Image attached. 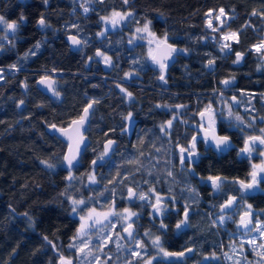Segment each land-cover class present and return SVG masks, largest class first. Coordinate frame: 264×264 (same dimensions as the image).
I'll return each mask as SVG.
<instances>
[{
  "label": "trees",
  "instance_id": "trees-1",
  "mask_svg": "<svg viewBox=\"0 0 264 264\" xmlns=\"http://www.w3.org/2000/svg\"><path fill=\"white\" fill-rule=\"evenodd\" d=\"M220 8H224L227 19L219 32H238L239 43H232L230 54L220 51L218 33L206 27L205 14ZM113 10L132 12L130 26L151 21V31L157 37L167 33L169 43L188 49L168 68L165 81L159 79V68L150 61L144 45H129L127 28L97 35L102 28L100 17ZM261 12L264 0H129L128 4L103 0L94 2L87 13L73 0H48L47 4L44 0H0V15L9 21L18 20L21 13L26 17L18 28V41L5 44L0 51V66L15 64L19 68L0 80V264H59L60 253L75 256L68 246L78 228V218L62 195L66 189L68 196L88 201L89 208L108 210L114 202L115 209L129 206L139 212L135 223L139 240L140 232L150 229L162 236L167 251L193 249L189 257L156 260L153 264H228L225 257L231 238L226 231L234 227L231 223L226 229L213 224L212 212L229 196L264 212V192L241 193L238 184L231 183L233 179L247 180L252 165L264 160L260 155L264 148L260 147L251 156L238 155L244 138L259 135V129L264 128L260 119L264 117V66L250 49L264 35ZM41 14L49 26L39 29L36 25ZM73 24L78 29L72 28ZM67 34L77 35L86 43L79 50H71L64 40ZM38 41L40 47L36 49ZM98 49L112 59L106 69L94 59ZM29 50L35 55L25 58ZM236 52L244 53L238 66L233 63ZM210 59L215 60L212 69L207 67ZM52 69L59 73L55 76L59 96L44 95L35 86L36 80ZM126 72L134 76L128 80ZM232 77L235 79L227 90L233 89L255 120L243 118V130H231L232 146L227 150L216 151L211 145L198 143L200 157L195 164L180 169L178 149L191 140V124L197 123V113L215 105L220 93L229 94L220 81ZM117 85L131 92L133 99L127 103ZM21 100L24 103L18 106ZM93 100L99 103L91 110L85 132L90 141L80 162L71 169L74 179L70 181L66 179L69 170L61 163L66 144L45 128L67 126ZM128 112L133 113L131 125L122 119ZM218 113L222 115L216 116V131L228 135V104ZM174 115L177 118L170 136H166L160 125ZM232 122L235 126L239 123L235 116ZM248 123L254 127L248 128ZM107 139L117 141L115 150L95 168L96 183H90L85 174L92 171L91 161L102 153ZM41 161L56 167L49 169ZM189 167L195 168L194 174L187 171ZM169 171L172 176H168ZM208 176L227 177L228 182L217 192L207 184ZM137 185V191L147 192L152 186L157 193L174 197L180 208L182 203L188 205L190 227L177 231L174 226L181 212L171 211L163 218L168 229L160 230V219L149 215L150 204L127 202V187L136 189ZM258 186L264 190V182ZM111 244L109 264L121 252L127 253L121 261L135 262L125 247L118 251ZM151 252L148 247V255ZM211 253L215 257L205 259Z\"/></svg>",
  "mask_w": 264,
  "mask_h": 264
},
{
  "label": "snow or ice",
  "instance_id": "snow-or-ice-1",
  "mask_svg": "<svg viewBox=\"0 0 264 264\" xmlns=\"http://www.w3.org/2000/svg\"><path fill=\"white\" fill-rule=\"evenodd\" d=\"M48 0H44V3L47 4ZM89 0H85V4H87ZM103 2V0H101ZM124 4H128L129 0H123ZM83 7L84 12L87 13L89 11L88 7H85L83 4L81 5ZM212 10H209L208 13L205 14L207 24L206 27L211 29L213 32L221 31V28L226 25V20L221 19V17H226L227 13L225 12L224 8L219 9V14L215 16V20L218 21L217 26H213L212 22V16H211ZM253 15H256V11L254 10ZM132 12H119L113 10V12L110 14V16L101 17V20L110 23L113 27H115L117 24L121 23L122 21L127 20L128 18L132 17ZM261 16H264V12L260 13ZM26 20V17H24L23 13L20 14L18 20H11L9 21L4 15H0V26H4L6 30H10L11 33L14 35L18 28L20 27V24L23 23ZM37 24L41 28L48 27V23L46 21V18L43 14L39 17L37 20ZM151 21L145 20L142 27H138L136 29V33H142L143 35L140 36V39L148 38V42L150 45L154 46L155 51L153 50V47H150L149 49V56L151 57L152 61L159 66L160 76L159 79L161 81H165V72L168 68V60L172 57L173 53H177L180 51L186 52L188 49H177L173 45H169L167 43V33H165L164 38L161 39L156 36L154 32L151 31L150 28ZM247 26V25H246ZM72 28H77L78 26L73 24L71 25ZM106 31V30H105ZM105 32L97 33V35L103 36ZM68 40L71 42V45L73 46H82L86 41H82L77 37V35H69ZM239 43V37L238 32H231V33H223L221 32V37L218 43L220 44V51L224 52L226 54H230L232 52V43ZM133 43L132 40H129V44ZM2 45H0V49H2ZM34 47L36 49H39L40 42L38 41ZM252 48L255 49L256 52L261 53L262 56H264V39H261L259 44L252 45ZM29 55H35V52L32 50H29V52L25 53V58ZM244 53L243 52H236L235 53V60L233 63H239L243 58ZM96 57L103 58V61L106 65H112V59L111 57L107 56L104 52L100 51L99 49L95 53ZM93 59L92 57H89V60ZM134 63H136L134 61ZM215 64L214 59H210L208 61L207 67L211 68ZM13 69H16L17 66L15 64L10 66ZM5 69L0 68V80L4 79L3 72ZM53 72L56 71V69H52ZM125 77H130L131 73L126 72ZM235 78L232 77L230 79H225L220 81L221 84H223L225 87H228L232 84V81ZM38 83L46 85V87L53 92L55 96H59L60 93L56 91L55 89V80L52 79L49 75H44L40 78ZM24 87L26 88L27 85L25 84ZM117 87H120V85H117ZM120 90L122 93H125L127 98L129 100L133 99V94L131 92H128L127 89L120 87ZM215 91V90H214ZM221 98L223 97V93H220ZM233 101H236V97L233 96L231 98ZM24 103L23 100H21L18 104L22 105ZM99 103L98 100H93L87 104L86 107L83 108L82 114L78 117V119H72L68 122L67 126L57 128L55 124L49 125V127L54 132H59L63 137L67 138L68 142V150L67 153L64 154L61 163L66 165L67 169L69 170V176L66 177L68 180L74 179V177L71 175V169L75 168L77 164L80 162L79 158L83 151L86 150L87 142L83 135V131H86L85 128L86 123L89 120V116L91 113V110L93 109L94 105ZM157 107H164L162 105H157ZM176 108H186V105H176ZM218 114L215 109L212 107L211 104L207 105L203 111H200L197 113V115L201 118V123L198 125V130L202 133V135H193L191 137V140L188 142L186 146H181L179 148V156H180V163L181 165H193L197 161V159L200 157L201 153L197 151V144L198 143H204L206 146L211 145L215 148L216 151H224L225 149L232 146V140L231 137L228 135H219L216 131V116ZM228 115L231 118L233 116L232 112V106L228 105ZM122 119L128 122H131L133 120V113L128 112L126 115L122 116ZM176 119V116L174 115L172 119L167 120L163 124L160 125V131L164 133L166 136H170V130L172 129L173 120ZM262 121H264V117L260 118ZM235 120L238 121L236 127L241 128L243 130L244 127V121L243 117L239 115H235ZM252 120H255V117L252 118ZM184 123H187L184 121ZM248 128H253V123L247 124ZM122 131H127V129L122 128ZM111 131V130H110ZM259 135H249L244 138V145L242 148L239 149L238 155H246L251 156L254 150L257 147L264 148V128L259 129ZM107 136L108 134L105 133ZM114 145H116V141L112 139H108L107 142L104 145L103 152L98 155L95 159L91 161V169L92 171L89 173H86L88 180L90 183H96V176H95V168L98 166H102V162L105 160V158L109 155L110 152L114 151ZM159 151V149H157ZM143 155V153H141ZM261 157H264V151L260 152ZM129 163H139L138 161L129 160ZM41 163L45 164V166L49 169L55 168V164H51L48 161H41ZM137 171H139V168H137ZM190 173H195L194 167H189L187 169ZM119 175V174H118ZM173 173L171 171L168 172V176H172ZM203 179V178H202ZM207 181L210 182L211 187L219 192L222 190L224 184L228 182L227 177L222 176H208ZM264 182V160L261 161L260 164H253L252 165V171L249 172L247 182L246 180L241 179H233L231 183L238 184L239 188L238 191L241 193H245L249 190H252L260 183ZM109 183H113V181H109ZM145 184H148V181H144ZM139 188V185H137V188L134 189L132 187H127V199L130 201L133 200H140L142 202L148 203L151 206L152 212L149 213V215L153 218H159L160 224L159 229L162 231H166L169 227L168 224L164 223V217L171 212V209L168 207V203H166V197L161 196L159 193L156 192L155 188L150 186L148 191L145 192L143 190L137 191ZM107 190V189H106ZM190 191H194V189H189ZM62 195H65L66 198L70 201V206L72 212L75 213H84L83 215L79 216L80 225L76 230L75 235L71 238L69 243V248L74 249L77 254V259L81 260H87L88 257L93 253L95 250L96 252H104V249L107 247V245L112 242L113 237L111 235L104 234L103 230L106 227L115 228L114 224H111V220L113 218H116L118 221L121 222V230L123 233H126V236H121L119 233L116 234V241H117V247L120 248L122 245L119 244V240L122 239H128L129 240V247L131 249V256L135 258V262L132 260H129L127 264H153V261L156 259L155 256H150L147 253L148 245L143 241L137 239V232L134 228V224L136 223V220L139 218L140 213L136 211H132L130 208H124L121 211H117L115 209V204L113 202V205L109 208L108 211H98L96 207H87L88 201L85 199H77L73 196L67 195V189L65 190ZM154 198L155 202H152ZM92 198H89L91 200ZM241 199H243V196H241ZM171 202L174 204L176 203V200L174 197L171 198ZM237 204V197L236 196H229L226 201L220 205L221 213L228 211L231 209L234 205ZM103 207V205H101ZM85 208H87V211L85 212ZM24 215H27L25 213ZM256 213L252 211V205L247 204L246 210L244 213L240 216V219L238 221V226L243 227L245 229H248L249 232L255 231L259 233V236L264 237V222L257 221L256 225H252V217L255 216ZM189 216H190V209L188 205L184 206V212L182 218L178 219L175 223V229L177 231L185 228L190 227L189 224ZM230 219V217H229ZM225 220L224 215H220L218 221H213V224L216 223H223ZM96 232L98 235V241L99 243H96L95 249L93 248V240H92V233ZM144 236L148 237L151 242V246L155 249H158L157 256L163 255L164 257H184L185 253H191L193 252L192 248H185L184 251L179 252H171L167 251L163 247V240L161 235H154L151 230H146L144 232ZM47 240V237L44 238ZM134 242V247H133ZM49 243H51L49 241ZM247 243L251 244L253 246V250L256 251V249H260V251H256L257 256L261 257L262 260H264V242L257 243L256 238H252L247 241ZM55 248V245H52ZM241 248H243V244H241ZM15 251V250H14ZM215 253H211L210 256L205 257V259L214 258ZM231 258V257H229ZM93 259L96 261V264H109V261L111 260V256H108L105 254V259L101 260V257L99 255L94 256ZM59 264H75L74 259L65 257L63 253H60L59 256ZM91 264V262H89ZM239 264V262H237Z\"/></svg>",
  "mask_w": 264,
  "mask_h": 264
},
{
  "label": "rangeland",
  "instance_id": "rangeland-1",
  "mask_svg": "<svg viewBox=\"0 0 264 264\" xmlns=\"http://www.w3.org/2000/svg\"><path fill=\"white\" fill-rule=\"evenodd\" d=\"M73 1L76 2L77 4H79L80 6L83 4L85 7H88L90 9L94 2H99L101 0H89V2L87 4H85V0H73ZM81 8H82V11L84 12L83 7H81ZM112 12L113 11H109L105 15H102L101 17L110 16V14ZM119 12H130V11H119ZM218 14H219V10L218 11H212V13H211L212 22H213V26L214 27L217 26L218 23H219L218 21L215 20V16L218 15ZM101 17H100V21H101L102 28H101L100 32H105V34H106L107 32H110V31H116V30H121L123 28L124 29L127 28V30H128L127 41H128V43H129V40L133 41V43L129 44L131 47H135V46H137L139 44H142V45H144L145 50L147 51L148 55H149L150 47L154 48V46L149 44L148 38L140 39V36L143 35V34L142 33H136V29L138 27H142L143 25H134V26H130L129 25L132 17L128 18L125 21H122L121 23L117 24L115 27H113L110 23H106V22L102 21ZM221 19L226 20L227 16L226 17H221ZM206 24H207V20H206ZM207 29L209 31L213 32L211 29H209V28H207ZM17 32H18V30L13 35L10 30H6L4 26H0V45L3 46L2 49L4 48L5 44H7V43L10 44V42L15 41L16 39H18ZM231 32L232 31H227V32H223V33H231ZM213 33H216V32H213ZM217 33H218V41H219L220 37H221V32L217 31ZM98 36H100V35H98ZM163 38L164 37H162L161 39H163ZM262 39H264V35H263ZM231 43H234V42H231ZM256 44H259V42L256 43ZM256 44H254V45H256ZM219 46H220V44H219ZM2 49H0V51ZM250 49L253 52L256 53V55L258 56L259 60L262 62V65L264 66V56H262L261 53L256 52L254 48L251 47ZM94 59H96L99 63L104 62L103 58H101V57H97V58H94ZM106 66H110V65H106ZM133 76L134 75L131 74V76L130 77H126V79L129 80ZM120 87H122V86H120ZM120 87H118V89L121 92ZM227 89H229V88H227ZM231 90L233 91L232 88H231ZM222 93H223V97L222 98H221V96L217 97L215 105L212 106L217 113L221 112V110H223L224 107L227 106V104H228L227 95L225 94V92H222ZM122 94H123L124 98L126 99V102L128 103L130 100L127 98L125 93H122ZM241 108L242 109L245 108L244 110H246L249 107L244 103V105H242ZM216 122H217V120H216ZM132 123H133V121L128 122V124H130V125ZM236 129H237V127H236ZM179 159H180V156H179ZM183 167H184V165L182 166L181 163H180V169L183 168ZM207 184H209V183L207 182ZM259 191H264V190H261L259 188ZM161 196L167 198L165 202L168 203V207L171 209V211L177 212V210L179 209V207L177 206L178 201L175 199L176 203L173 204L171 202L172 196H166V195H161ZM225 201L226 200L221 202V204H223ZM135 202L137 203V202H142V201L137 199V200H133V201H131L129 203H135ZM152 202H155L154 198H153ZM247 204L248 203H246V202H243L242 204L237 202V204L234 205L231 209H229L228 211L223 212V213H221L220 206H219L217 211L212 212L213 221L214 220L218 221L220 215H224L225 216V220H224V222L222 224L221 223H216V224L220 225L222 228H225V225L227 223H231V225L234 227V230L226 231V233H228V236L231 238V241H230L231 244H230V247H229V251H228V253L226 254V257H225V260L227 261L228 264H237V262H239V264H264V260H262L261 257L257 256V254H256V251H260V249H256V251H254L253 250V246L251 244L247 243L248 240H250L252 238H256L257 239V243L259 244L261 242H264V237L259 236V233L255 232V231L249 232L248 229L239 230L237 228L238 215H239L240 212H242V211L244 212L246 210V205ZM185 205H186L185 203H182V205H181L183 211H184V206ZM127 208H130V207L127 206ZM123 209L124 208L116 209V210L117 211H121ZM108 210H98V211H108ZM252 211L256 213V215L252 217V225L253 226L256 225L257 221L264 222V212L256 210L253 207H252ZM71 213H72L73 216L78 218V227H79V225H80L79 216L83 215L84 213H75L74 214L72 212V210H71ZM229 217H230V219H229ZM111 224H114L115 228L106 227L103 230L104 234L111 235L113 237L112 242H110V243H112L111 246L113 248L116 247L115 250H118V251H121L123 249V247H125V249L128 252H130V254H131V249L129 247V240L128 239L119 240V244L122 245V247H120V248L117 247V241H116L115 237H116L117 233H119L122 236L121 222L118 221L116 218H113L111 220ZM141 232H142V234H141ZM141 232H140V238L148 245V247L152 251L151 253L155 254V256L157 258H161L163 255L161 254V255L157 256L158 249L153 248L151 246L150 239L148 237L144 236V232L145 231H141ZM137 234L139 235V233H137ZM92 240H93V248L95 249L96 243H99L98 235H97L96 232L92 233ZM110 243L104 249L103 253L96 252L94 250L93 253L88 257L87 260L77 259V254H76L74 249H72V250L75 252V256H71L70 258L74 259L75 264H89V262H91V264H96V261L93 259L94 256L99 255L101 257V260H104L105 259V254H107L108 256L112 255L111 254L112 252L109 249ZM241 244H243V248H241ZM133 247H134V242H133ZM125 255H127V253L121 252L118 257H115V258L112 259L111 264H127V260L121 261V259L122 260L124 259L123 256H125ZM65 257H69V256H65ZM229 257H231V258H229ZM132 259L134 260L135 258L133 257Z\"/></svg>",
  "mask_w": 264,
  "mask_h": 264
},
{
  "label": "water",
  "instance_id": "water-1",
  "mask_svg": "<svg viewBox=\"0 0 264 264\" xmlns=\"http://www.w3.org/2000/svg\"><path fill=\"white\" fill-rule=\"evenodd\" d=\"M18 1H22V0H18ZM37 27H39V28H41L38 24H37ZM69 35H73V34H67V35H65L64 36V40H65V42L67 43V45L69 46V48L71 49V50H79V49H81L82 48V46H73V45H71V42L68 40V36ZM167 43L169 44V45H173V44H171V43H169L168 41H167ZM173 46H175L177 49H182L181 47H179V46H177V45H173ZM97 51V50H96ZM154 51H155V49H154ZM96 53V52H95ZM185 54V52H183V51H180V52H177V53H173V55H172V57L171 58H169V60H168V67L169 66H171L174 62H175V60H176V57L177 56H182V55H184ZM236 58V57H235ZM150 59H151V57H150ZM242 60H243V58H242ZM242 60L239 62V63H234L236 66H238V65H240L241 64V62H242ZM151 61H152V59H151ZM101 66L103 67V69H105L106 68V65H105V63L104 62H101ZM158 66V65H157ZM159 67V66H158ZM168 69V68H167ZM166 73H167V70H166V72H165V75H166ZM44 76V75H43ZM42 77V76H41ZM41 77H39L37 80H36V82H35V86H36V88L41 92V93H43L44 95H50V94H52L53 92L51 91V90H49L47 87H46V85H43V84H40V83H38V81L40 80V78ZM52 79H54L53 77H52ZM55 80V79H54ZM222 87L225 89V88H227V87H225L223 84H222ZM233 97V96H232ZM231 97V98H232ZM231 102H232V104H233V106H235V101H233L232 99H231ZM203 111V110H202ZM81 114H82V112H81ZM89 118H90V116H89ZM197 118H198V120L201 122V118H200V116L199 115H197ZM89 121V120H88ZM87 124H88V122L86 123V125H85V128H87ZM197 126L195 125V124H191V128L192 129H195ZM57 128H60V127H57ZM197 129H198V127H197ZM45 131L46 132H48V133H52L54 136H56L57 138H59L61 141H63L65 144H66V146H65V150H64V154H66L67 153V150H68V142H67V138L66 137H63L59 132H54L49 126L48 127H46L45 128ZM85 132L86 131H83V135H84V137H85V139H86V142H87V146H88V144H89V138H88V136L87 135H85ZM198 135H202V133L198 130ZM220 135V134H219ZM108 140V139H107ZM107 140L106 141H104L103 142V144H102V152H103V149H104V145H105V143L107 142ZM112 140H114V139H112ZM114 141H116V140H114ZM116 144H117V141H116ZM244 145V144H243ZM115 147H116V145H114V149H115ZM243 147V146H242ZM241 147V148H242ZM228 149V148H227ZM227 149H225V150H227ZM84 152V151H83ZM83 152H82V154H83ZM112 153H113V151L112 152H110L109 153V155L106 157V158H109L111 155H112ZM64 154H63V156H64ZM82 154H81V156H82ZM80 156V157H81ZM244 157H246V155H243ZM80 159V158H79ZM103 163V162H102ZM63 168H64V170H66V171H68V169H67V167H66V165H64L63 164ZM258 191V187H256V188H254V189H252V190H249V191H247V192H245V193H247V194H254V193H256ZM126 200L128 201V202H131L130 200H128L127 199V195H126ZM244 212H242L240 215H239V217H238V221H239V219H240V216L243 214ZM135 228V227H134ZM237 228L239 229V230H243V229H245V228H243V227H239L238 226V223H237ZM122 236H126V233H123L122 232ZM184 251V250H183ZM192 253L193 252H191V253H185V256L184 257H189V256H191L192 255ZM166 258H177V257H166ZM180 258H182V257H180Z\"/></svg>",
  "mask_w": 264,
  "mask_h": 264
},
{
  "label": "flooded vegetation",
  "instance_id": "flooded-vegetation-1",
  "mask_svg": "<svg viewBox=\"0 0 264 264\" xmlns=\"http://www.w3.org/2000/svg\"><path fill=\"white\" fill-rule=\"evenodd\" d=\"M23 1H28V0H22V1H19V2H23ZM37 26V25H36ZM37 28H39V27H37ZM39 29H41V28H39ZM17 37H18V35H17ZM19 38V37H18ZM16 41H18V39H16L15 41H12L13 43H15ZM153 50H154V48H153ZM150 61H151V59H150ZM176 61V60H175ZM152 62V64H154L156 67H158L153 61H151ZM175 63V62H174ZM173 65V64H172ZM107 67V66H106ZM170 67V66H169ZM168 67V68H169ZM159 68V67H158ZM106 69V68H105ZM212 69V68H211ZM168 70V69H167ZM232 96H235L236 97V101H235V106H233V104H232V102H231V97ZM227 98H228V105H231L232 106V112H233V116H232V118L235 116V114H239V115H241V116H243V118L246 120V121H248V122H251V116H250V114L248 113V109H246V110H244L245 108H241V106L242 105H244V101L239 97V96H237V95H235L234 93H232V92H229V94L227 93ZM239 107H240V109H239ZM201 122L198 120V118H197V123H192V124H195L197 127H198V125L200 124ZM197 127L195 128V129H192L193 130V135H198V129H197ZM231 130H236V126H235V123L234 122H232L231 123V118H230V120H229V126H228V136H230L231 137ZM178 152H179V149H178ZM246 182H247V180H246ZM208 185H210L211 186V184H210V182H209V184ZM239 186V185H238ZM257 192H264V191H259V186H258V191ZM256 192V193H257ZM247 194V193H246ZM177 206L179 207V209L177 210V212L178 211H180L181 213H180V216H181V218H182V216H183V209L182 208H180V206L177 204ZM243 212V211H242ZM242 212H240L239 213V215L242 213ZM239 215H238V217H239ZM134 227H135V229H136V232H137V226L134 224L133 225ZM150 256H155V254H153V253H151L150 254ZM156 257V256H155ZM68 258H70V256L68 257ZM182 258H184V257H182ZM182 258H166V257H164V256H162L161 258H157L156 257V259L154 260V261H156V260H171V259H182ZM154 261H153V263H154Z\"/></svg>",
  "mask_w": 264,
  "mask_h": 264
},
{
  "label": "built area",
  "instance_id": "built-area-1",
  "mask_svg": "<svg viewBox=\"0 0 264 264\" xmlns=\"http://www.w3.org/2000/svg\"><path fill=\"white\" fill-rule=\"evenodd\" d=\"M0 68H3V69H5V71L3 72V73H5V74H8V73H14L15 71H17L18 70V68H16V69H13V68H11L10 66H0ZM49 74H51V75H56V74H59L58 72H50Z\"/></svg>",
  "mask_w": 264,
  "mask_h": 264
}]
</instances>
